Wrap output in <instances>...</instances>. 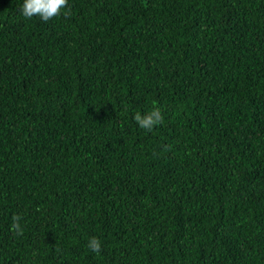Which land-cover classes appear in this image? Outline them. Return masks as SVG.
<instances>
[{"label": "trees", "instance_id": "obj_1", "mask_svg": "<svg viewBox=\"0 0 264 264\" xmlns=\"http://www.w3.org/2000/svg\"><path fill=\"white\" fill-rule=\"evenodd\" d=\"M23 2L0 0V264H264V0Z\"/></svg>", "mask_w": 264, "mask_h": 264}, {"label": "clouds", "instance_id": "obj_2", "mask_svg": "<svg viewBox=\"0 0 264 264\" xmlns=\"http://www.w3.org/2000/svg\"><path fill=\"white\" fill-rule=\"evenodd\" d=\"M62 9H68V0H24L21 13L25 18H32L33 16L40 17L44 22L60 16ZM70 14V9L65 11L63 15L67 17ZM134 120L141 129L151 132L156 125L163 121V115L158 107L152 108L146 113L137 111L134 115ZM22 217L20 215L12 216L11 230L16 235H23V228L21 226ZM87 247L99 254L102 250L101 241L97 237H91L88 241Z\"/></svg>", "mask_w": 264, "mask_h": 264}]
</instances>
